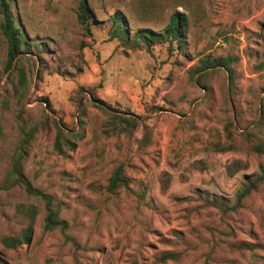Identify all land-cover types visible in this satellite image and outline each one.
<instances>
[{"label": "rangeland", "instance_id": "1", "mask_svg": "<svg viewBox=\"0 0 264 264\" xmlns=\"http://www.w3.org/2000/svg\"><path fill=\"white\" fill-rule=\"evenodd\" d=\"M8 2L29 46L6 70L0 33V236L24 225L17 204L41 213L28 245H0L3 264H264V184L236 212L207 202L230 205L264 166L253 150L264 139V0H85L89 33L78 21L81 0ZM176 11L187 17L181 47L133 39L141 30L161 33ZM115 14L126 41L112 35ZM205 57L228 68L194 74ZM19 65L27 80L21 98L11 86ZM94 105L138 116L146 133L141 124L114 132ZM55 123L65 137H80L63 155L53 148ZM20 125L37 127L23 174L59 201L78 248L59 230L42 231L39 200L4 186ZM120 165L128 186L111 193L108 179ZM229 165L240 170L230 176ZM161 178L169 180L165 192ZM163 253L176 258L162 262Z\"/></svg>", "mask_w": 264, "mask_h": 264}, {"label": "trees", "instance_id": "2", "mask_svg": "<svg viewBox=\"0 0 264 264\" xmlns=\"http://www.w3.org/2000/svg\"><path fill=\"white\" fill-rule=\"evenodd\" d=\"M137 10L141 11L140 8ZM147 13L142 14V18L147 20L145 17L149 16V12L152 8L148 9ZM0 33L5 40L7 46V54L5 61V68L9 70L16 63L20 62V55L28 51V46L25 41V36L21 29L15 25V19L11 13L10 4L8 0H0ZM91 15L86 5L85 0H81L78 12V21L82 29L89 33V21ZM112 32L115 37L122 38L124 41L127 40V29L126 23L122 17L115 14L112 16ZM187 33V17L182 12H174L170 17L168 24L164 30L159 34H154L151 31L141 30L134 34L133 39L138 42L141 41L145 44L157 43L163 40H176L178 47H181L182 42ZM261 66L264 67V52L262 54ZM228 68L227 62L224 59H210L201 58L198 61V65L194 67V74H200L205 70L211 68ZM15 74H17L16 83H12L13 93L17 98L23 97L27 89L26 75L22 67L19 65L15 68ZM96 108L101 109L104 113L108 114V128L112 129L117 133L131 134L135 128L140 124L142 125L144 132L147 131V126L140 122L138 116H127L121 114H112L106 111L100 105H94ZM8 108L7 102L4 105V109ZM56 134L53 148L58 155H63L66 151L73 150L74 141L79 140L78 133H66L58 123H55ZM37 127H27L20 125L19 127V138L17 140L14 152L10 158V166L7 172L4 186L7 188L19 187L23 189L28 197L39 200L43 205V218H42V231L51 232L59 230L63 234L64 241L70 242L75 248H78L77 243L74 242L67 234L68 224L65 220L60 217L61 205L53 196L42 192L41 190L34 188L30 185L23 174L22 165L25 157L28 154L30 145L33 141L34 134ZM3 135L0 126V136ZM232 147L222 146L218 151H228ZM253 150L262 156H264V139L254 145ZM232 166V165H231ZM240 170L239 167H235L231 170L230 165L227 166V173L231 176L235 171ZM264 184V166L260 168V172L256 175L246 177L237 189L233 201L230 205L222 203L220 201L209 200L208 204L214 207H218L224 213L225 212H236L238 211L244 202V200L255 191L260 185ZM127 179L123 174V166H118L111 174L108 179L106 189L113 193L119 187H127ZM169 187V180L167 178L160 179V190L165 192ZM16 214L22 218L24 225L15 234L1 235L0 245L7 250H15L22 245H28L33 237L34 222L38 215L41 213L40 209L36 204L33 203H19L15 206ZM176 255L172 253H163L160 257V261L169 259H175ZM0 264H3L0 259Z\"/></svg>", "mask_w": 264, "mask_h": 264}]
</instances>
